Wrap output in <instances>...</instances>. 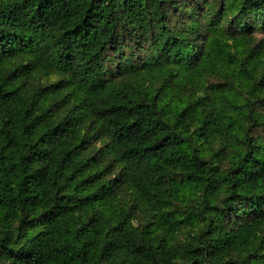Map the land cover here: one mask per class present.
Returning a JSON list of instances; mask_svg holds the SVG:
<instances>
[{"label": "trees", "instance_id": "obj_1", "mask_svg": "<svg viewBox=\"0 0 264 264\" xmlns=\"http://www.w3.org/2000/svg\"><path fill=\"white\" fill-rule=\"evenodd\" d=\"M174 1L0 0V264H264L261 48Z\"/></svg>", "mask_w": 264, "mask_h": 264}, {"label": "rangeland", "instance_id": "obj_2", "mask_svg": "<svg viewBox=\"0 0 264 264\" xmlns=\"http://www.w3.org/2000/svg\"><path fill=\"white\" fill-rule=\"evenodd\" d=\"M185 1L186 0H175L174 1L175 6H177L181 11H184L187 8L186 5L184 4ZM191 2H196L197 4H199L196 8L197 10L194 12V17L199 18L200 21H203V23L205 24L202 35H205L207 34V32L212 31L214 27L218 29L224 28L225 34L231 37L229 44L232 45L234 44L233 36L241 37L242 35L240 33V30L247 27L245 36L254 37L253 45L259 46L261 48L260 49V54H262L261 62L264 63V28L260 26L253 27L252 23L254 20V13L251 11L245 13L244 11L247 7L246 6L243 7L242 5H240L239 0H191ZM196 47H198V45ZM217 66L219 69H222L223 66L224 69L228 68L227 60L218 59ZM115 80H117L118 82L133 81L132 78L125 79L124 76L116 77ZM137 80H138V84L142 86V89L144 88L145 85V88H147V90H152V92L156 91V89H159L162 86V80H159V78L155 80L156 82L154 84H152L153 79L150 76H147V80H145L144 77H139ZM222 82L223 79L218 76L207 77L208 86L219 85ZM159 93L163 95L165 102L169 101V103H171L170 98L172 97V95L176 94V90L175 88L171 90L169 89L168 86L167 87L164 86L162 91H159ZM188 93H189L188 90H184L185 95H187ZM100 145H101L100 142H98L97 146ZM212 148L214 149L215 152H217L218 150L222 149V143L219 140H217L214 142ZM227 148L231 149L229 150L228 155L226 153H222L220 158L216 159L217 165L221 169H224L228 166L229 160L232 159L234 155V150H235L234 147L229 146ZM191 206H194L192 202H191ZM133 214L135 216L134 221L136 223H143L148 219H151L152 216L151 208L146 206L142 202H138V204H136ZM189 230H190L189 228H183L180 231V238L183 239L187 235Z\"/></svg>", "mask_w": 264, "mask_h": 264}]
</instances>
